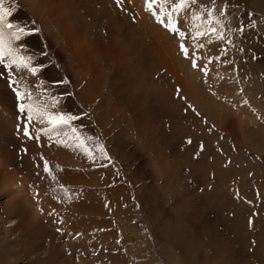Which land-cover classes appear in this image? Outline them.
<instances>
[{
    "label": "rangeland",
    "instance_id": "rangeland-1",
    "mask_svg": "<svg viewBox=\"0 0 264 264\" xmlns=\"http://www.w3.org/2000/svg\"><path fill=\"white\" fill-rule=\"evenodd\" d=\"M65 2L66 14L56 10L66 30L85 27L88 47L103 45L115 60L100 65L108 75L84 72L38 2L3 0L8 21L28 33L12 47L31 61L0 65V159L24 170L38 199L14 202L0 169V264H264V0H191L176 14L183 39L146 0ZM209 11L224 39H193V17L203 24ZM16 90L78 117L71 127L92 157L71 128L28 123Z\"/></svg>",
    "mask_w": 264,
    "mask_h": 264
},
{
    "label": "snow or ice",
    "instance_id": "snow-or-ice-1",
    "mask_svg": "<svg viewBox=\"0 0 264 264\" xmlns=\"http://www.w3.org/2000/svg\"><path fill=\"white\" fill-rule=\"evenodd\" d=\"M190 2L191 0H178V2H175V0H146L148 10L151 11L153 15H156L158 22L172 33H177L182 39L186 38V32L180 30L176 14L187 8ZM117 3H120V0H117ZM154 4H159V11L163 13L162 15L157 14L156 9L153 7ZM168 7L172 10L168 11ZM9 15H11L10 10L4 8L3 0H0V65H4V67L9 70H12L13 66L21 69L29 68L31 58L20 56L18 50L12 47L13 39L20 40L23 35L28 33L25 31L24 27L9 22L7 19ZM208 16L209 19L204 21L203 24L199 23L201 20L199 15L193 17V20L197 23L194 25L192 38L196 39L212 33L216 34L218 39H224L222 33L218 31L216 27L212 26L213 23L220 24V21L212 15L211 11L208 12ZM165 18H167V22ZM197 47L202 48L203 45L199 44ZM180 48L184 56L192 61V66L199 67L196 58L190 56L189 48L183 43L180 45ZM201 70L207 72V68H202ZM30 71L35 73L37 69L32 67ZM16 83L17 81H12V84ZM16 97L21 101L19 103V112L26 114L28 123H32L33 121H38L40 124L47 123L49 127L46 131L57 132V134H59V129L71 128L72 139L76 142V146L82 149L90 158L92 157V151L87 147L85 138L81 137L75 127H71L72 122L78 119V117L64 113H53L47 103L41 104L30 92L16 90ZM25 100H27V103L24 102ZM17 129L19 131V125ZM23 131L25 136L33 138L31 137L27 124ZM65 135H67V133H65ZM87 139L92 138L89 137ZM58 142L63 143V141ZM189 143H191V141H189ZM98 147L101 154L106 155L103 145H98ZM44 170L51 174L47 161L44 162Z\"/></svg>",
    "mask_w": 264,
    "mask_h": 264
},
{
    "label": "bare ground",
    "instance_id": "bare-ground-1",
    "mask_svg": "<svg viewBox=\"0 0 264 264\" xmlns=\"http://www.w3.org/2000/svg\"><path fill=\"white\" fill-rule=\"evenodd\" d=\"M33 1H36L38 2L37 4H40L43 9L45 10L46 14H50V17L52 19V21L59 27V30L62 32V34L64 35L65 37V40L71 44L73 46L72 50L75 52V54L77 53L78 56L76 59H78L81 63L83 62V65H82V68L84 70V72H92V74L94 76H98L99 73H103V74H106L104 73V71H108V69H106L105 67H102L100 65H102L101 63H106L104 61H111V63L115 60V56H112V54L109 52L108 49H104L103 48V45L101 46H89L86 44L88 42V40L90 39V35H87L83 38V28H78L79 26L78 25H75L74 27H71V28H68V30H66L67 28H65L66 26V21H68L67 17L64 19V20H61V15L59 13L58 10H56L57 8H60L62 7L61 9L64 10V14H66V11L65 10V7L67 6V1L65 2V0H52V9H50V6L48 4V1L49 0H33ZM90 2V1H89ZM36 4V5H37ZM195 8H200L195 2L192 3ZM74 5V4H73ZM72 5V6H73ZM68 8V6L66 7ZM75 8V7H73ZM40 9V8H39ZM42 9V8H41ZM38 10V9H37ZM73 10V9H72ZM76 11V10H75ZM200 11V9H199ZM71 12V11H70ZM74 12V10H73ZM63 13V12H62ZM68 13V12H67ZM75 13V12H74ZM89 13V12H88ZM87 14V13H86ZM83 16V15H82ZM80 17V16H79ZM78 18V17H77ZM73 19V18H72ZM79 19V18H78ZM66 20V21H65ZM87 21V20H86ZM89 23L91 24L93 20L89 19L88 20ZM72 22V21H71ZM70 22V23H71ZM75 22V21H74ZM73 23V22H72ZM81 23H82V20H81ZM87 23V22H86ZM54 24V25H55ZM88 25L86 26L87 30L91 28V25ZM155 24V23H154ZM156 25V24H155ZM56 26V27H57ZM95 28V27H93ZM66 30V31H65ZM96 30V29H95ZM147 33V32H145ZM143 33V34H145ZM165 33V31H164ZM164 33H162L164 35ZM167 33V32H166ZM85 34V33H84ZM168 35V34H167ZM166 38V37H165ZM171 38V36H170ZM186 40V39H185ZM65 41V42H66ZM168 41V40H167ZM66 42V43H67ZM67 43V44H68ZM200 44V43H199ZM198 44V45H199ZM92 45V44H91ZM112 45V44H111ZM110 45V46H111ZM206 45V44H205ZM105 47V46H104ZM127 47V46H126ZM150 47V46H149ZM209 47V46H208ZM124 48V47H123ZM194 48V47H193ZM71 49V48H70ZM202 49V48H201ZM157 50V49H156ZM165 51V50H164ZM208 52H211V48H208L207 50ZM154 52V51H153ZM207 52V53H208ZM118 53V52H117ZM152 51H144L141 53V59L140 61L143 63L144 60L143 58L145 57H149V54H151ZM201 54V53H200ZM209 55V54H208ZM135 56V54L133 55ZM150 58V57H149ZM173 58V57H172ZM201 58V57H200ZM119 59V58H118ZM208 59V58H207ZM103 61V62H102ZM204 61V60H203ZM203 61H200V62H203ZM183 62V61H182ZM97 63V64H96ZM108 63V62H107ZM184 63V70L183 72L184 73H187L186 71V61L183 62ZM208 64V63H207ZM81 65V64H80ZM181 65V64H180ZM209 65V64H208ZM203 66V65H202ZM211 66V65H210ZM209 66V67H210ZM180 67V66H179ZM183 67V66H182ZM208 67V68H209ZM212 67H215L214 65ZM219 67V66H218ZM112 68V67H111ZM81 69V68H80ZM213 69V68H211ZM189 70V69H187ZM198 70V69H197ZM201 70V69H200ZM214 70V69H213ZM111 73H120V67H117V69L115 71H113V68L110 70ZM140 71V69H139ZM199 71V70H198ZM210 71V70H209ZM216 71V72H215ZM215 73H217L216 75L219 76L221 74L220 70H217L216 67H215ZM146 72V71H144ZM204 72V71H203ZM142 74H146V73H142ZM188 74V73H187ZM108 75V73L106 74ZM189 75V74H188ZM200 75H203L202 73ZM197 76V75H196ZM203 76H206V75H203ZM121 77V76H120ZM146 77V76H145ZM151 78V77H150ZM149 78V79H150ZM197 78V77H196ZM124 79V77H123ZM148 79V78H147ZM130 80V79H129ZM148 82V81H147ZM123 83V82H122ZM148 85V84H147ZM126 86V85H125ZM124 86V87H125ZM129 87V86H128ZM119 88V87H118ZM92 89V88H91ZM198 89V88H197ZM120 90V89H119ZM227 92H231L230 89H227ZM115 93V92H114ZM118 93V92H117ZM199 93V92H198ZM159 94V93H158ZM216 95H218V97L221 95L220 94V90L218 88H216V92H215ZM198 95V94H197ZM214 95V94H213ZM162 96V95H161ZM137 97V96H136ZM117 97H115L116 99ZM119 98V97H118ZM196 98V97H195ZM206 98V97H205ZM207 100V99H206ZM205 100V101H206ZM212 101V100H211ZM209 101V102H211ZM162 102V101H161ZM144 103V102H143ZM160 103V102H159ZM206 103V102H205ZM211 106V105H210ZM220 106V105H219ZM218 107V106H217ZM226 107H229V106H225ZM212 110V109H211ZM145 112V111H144ZM212 112H216L217 115H220L221 113L217 110L214 111V109L212 110ZM216 113L214 115H216ZM212 114V116H214ZM217 117V116H215ZM9 119V118H8ZM224 119V118H223ZM66 131V130H65ZM163 135V134H162ZM7 162L4 160V159H0V169L2 170V175H1V180H2V183L4 185H6L8 187V189H10V193H11V196L13 197V200L14 198L17 197H20V199H25V196L28 197L31 196L32 197H36L38 199V192L36 191V188H33V187H30L28 184L25 185L24 182L28 183V180L26 179L25 175H24V170H19L20 173H18V167L16 166H12L10 167L8 164H6ZM10 167V168H9ZM26 170V167L24 168ZM11 175H14V176H11ZM11 176V177H10ZM15 190H11V189H14ZM10 196V197H11ZM11 197V198H12ZM41 197V195H40ZM37 199H34L33 200V206L34 208L36 209V214H38L42 209L40 207V204H39V201H40V198H39V201L37 202ZM185 199V198H184ZM28 200V199H27ZM15 202V200H14ZM37 202V203H36ZM51 205V204H50ZM33 236H35L33 234ZM34 238V237H33Z\"/></svg>",
    "mask_w": 264,
    "mask_h": 264
}]
</instances>
